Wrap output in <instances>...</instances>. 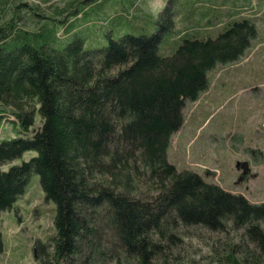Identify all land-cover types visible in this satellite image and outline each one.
<instances>
[{
  "label": "trees",
  "instance_id": "trees-1",
  "mask_svg": "<svg viewBox=\"0 0 264 264\" xmlns=\"http://www.w3.org/2000/svg\"><path fill=\"white\" fill-rule=\"evenodd\" d=\"M97 1L68 0L46 17L29 0H0V133L8 121L23 134L0 140V214L38 174L56 206L54 237L34 249L38 264H198L179 253L202 230L225 238L202 264H264V203L168 161L184 108L207 90L209 73L261 40L256 20L233 18L215 31L213 20L196 21L219 17L208 3L185 0L178 19L194 26L177 32L170 0L152 36L94 51L80 35L63 42L57 19ZM33 17L41 24L26 29ZM29 151L36 155L2 170Z\"/></svg>",
  "mask_w": 264,
  "mask_h": 264
},
{
  "label": "rangeland",
  "instance_id": "rangeland-1",
  "mask_svg": "<svg viewBox=\"0 0 264 264\" xmlns=\"http://www.w3.org/2000/svg\"><path fill=\"white\" fill-rule=\"evenodd\" d=\"M68 0H29L38 5L37 13L51 16L56 6ZM170 0H99L91 8L83 5L81 14L64 15L54 24L55 32L65 43L74 35L84 38V49L88 51L105 49L110 40L125 35L152 36L156 33L160 13ZM176 18L183 15L185 0H171ZM216 12L205 14L203 21L213 20L215 31L223 30L226 19L223 8L234 0H205ZM205 2V4H207ZM258 0L238 8L251 15L250 8L257 6ZM244 4V3H242ZM90 8V9H89ZM256 17L257 36L261 46L236 62L219 65L210 78L212 84L200 94L195 103L186 105L183 111L184 124L177 131L168 150V161L179 171L192 170L223 189L243 195L251 203H264V12ZM213 17V19H211ZM42 18L33 17L26 23V29L35 30ZM178 19L177 32L185 26L193 28L194 22L181 23ZM181 23V24H180ZM200 26V24H199ZM198 26V27H199ZM213 26V25H212ZM217 35V34H216ZM13 116L10 117L13 120ZM38 125V122H37ZM21 134L20 127L4 122L0 140L12 139ZM31 136V133L28 134ZM36 155L29 151L21 158L2 167L7 170L12 165H20ZM247 173L251 175L246 176ZM56 206L46 200L38 174L28 181L25 193L12 209L0 214V232L4 245L0 252V264H38L34 258L36 243H50L56 230L54 219ZM235 241H240L241 232H231ZM222 235L202 230L200 237L192 241L179 255L192 257L202 264L201 254L216 242H224ZM178 254V252H177Z\"/></svg>",
  "mask_w": 264,
  "mask_h": 264
},
{
  "label": "crops",
  "instance_id": "crops-1",
  "mask_svg": "<svg viewBox=\"0 0 264 264\" xmlns=\"http://www.w3.org/2000/svg\"><path fill=\"white\" fill-rule=\"evenodd\" d=\"M249 0H234L231 2L230 6L226 7L225 10H223V14L222 16H224V18L226 20H231L233 18H237V16L234 14L233 12V8L236 5H241L242 3L247 4ZM243 4V5H244Z\"/></svg>",
  "mask_w": 264,
  "mask_h": 264
},
{
  "label": "bare ground",
  "instance_id": "bare-ground-1",
  "mask_svg": "<svg viewBox=\"0 0 264 264\" xmlns=\"http://www.w3.org/2000/svg\"><path fill=\"white\" fill-rule=\"evenodd\" d=\"M258 39V38H257Z\"/></svg>",
  "mask_w": 264,
  "mask_h": 264
}]
</instances>
